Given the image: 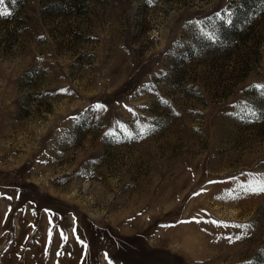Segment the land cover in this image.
Listing matches in <instances>:
<instances>
[{
    "label": "rangeland",
    "instance_id": "obj_1",
    "mask_svg": "<svg viewBox=\"0 0 264 264\" xmlns=\"http://www.w3.org/2000/svg\"><path fill=\"white\" fill-rule=\"evenodd\" d=\"M0 8V264H264V0Z\"/></svg>",
    "mask_w": 264,
    "mask_h": 264
},
{
    "label": "snow or ice",
    "instance_id": "obj_2",
    "mask_svg": "<svg viewBox=\"0 0 264 264\" xmlns=\"http://www.w3.org/2000/svg\"><path fill=\"white\" fill-rule=\"evenodd\" d=\"M3 4V0H0V5ZM5 10L0 8V16L8 15ZM258 89L264 90V85H256ZM102 105H97V108H102ZM243 191L245 192H264V176L255 177L253 176V179H251L247 184L241 185ZM237 227H251V225H237ZM240 237H237L239 239Z\"/></svg>",
    "mask_w": 264,
    "mask_h": 264
},
{
    "label": "trees",
    "instance_id": "obj_3",
    "mask_svg": "<svg viewBox=\"0 0 264 264\" xmlns=\"http://www.w3.org/2000/svg\"><path fill=\"white\" fill-rule=\"evenodd\" d=\"M245 13L246 12L242 7L239 9L235 6L233 9V16L231 17L230 21L224 25V30L221 29L222 35H224L228 30H230V28L237 23L240 16L244 15Z\"/></svg>",
    "mask_w": 264,
    "mask_h": 264
}]
</instances>
